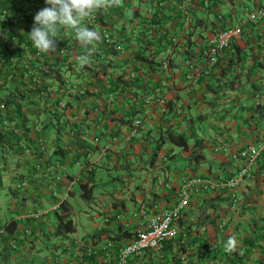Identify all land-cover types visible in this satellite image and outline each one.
Returning <instances> with one entry per match:
<instances>
[{
    "label": "crops",
    "instance_id": "obj_1",
    "mask_svg": "<svg viewBox=\"0 0 264 264\" xmlns=\"http://www.w3.org/2000/svg\"><path fill=\"white\" fill-rule=\"evenodd\" d=\"M227 1L220 5V11L231 7ZM232 1L233 5L241 6L240 0ZM252 1L256 3L257 0ZM263 1L259 0L260 4ZM133 11L137 15L136 10ZM207 13L208 20L215 17L214 13ZM177 22L175 20L174 25ZM157 38V31L154 30L143 38L139 36L132 39L133 46L129 45L127 52L110 56L111 66L106 73H95L93 69V79L89 81L86 97L78 102L72 95V104L67 109L53 113L44 120L43 150L38 149L33 135L26 141L33 150L28 155L23 151L22 144L17 142L16 135L0 133V154L6 155L10 151L16 159L12 169L7 170V164L5 171L0 169V188L6 187L4 193L8 196L0 201V225L6 226L0 235V264H64L67 260H75L76 264H114L117 250L129 237L124 234L113 239L107 233L120 230L125 221L131 223V213L145 207L146 203L155 204L158 209L172 207L176 202V187L187 176L207 177L211 175L210 171L215 170H225V174H231L238 169L240 160L229 159V154L240 144H252H244L252 136L241 134L245 128L242 119L249 113L247 109L251 108L252 111L257 102H264V94L259 97L258 94L253 95L255 91L250 87V81L257 82L258 76L264 73L255 70L248 80L243 76L238 81L235 77L234 87H230V79L233 77L226 70H216L211 67L212 64H203L199 71L188 77L180 57H175L170 68L164 69L157 81H151L158 87L151 95L163 96L165 103L172 99L171 105L169 101L166 105L145 103L143 95H135L128 85L123 89L119 82L133 76L135 70L144 71L147 63L137 58L133 61L130 58L132 49L155 52ZM239 44L240 63L248 67L252 64L249 54L253 45L247 39H242ZM144 79L147 80L146 77ZM259 80L264 85V79ZM8 86L12 88L13 84ZM49 87L60 95L56 83H50ZM32 97L39 100L36 91ZM12 99V105L19 101L14 94ZM29 109L31 112L36 111L34 106ZM193 110H198L197 115L205 113L203 120L206 123H199L198 128L203 131L201 134L207 144L215 143L216 147L209 146L196 164L193 160L188 161L186 154L169 142L161 146L157 156L154 150L157 149L160 131L167 126L176 131L184 130L189 125ZM224 111L226 116L223 118L221 116ZM12 113L16 114L18 110L14 107ZM233 113L238 116L241 132L235 122L238 119ZM138 115L142 125L134 130L133 121ZM227 115L230 116L229 120ZM256 128L264 129V124ZM168 148L171 150L169 154L166 153ZM161 174L164 175L162 180L158 177ZM253 176L244 180L237 191L244 195L252 194L256 178ZM23 179L25 183L21 184ZM67 179H71L72 184L64 191L62 185ZM81 183L93 185L88 200L82 197ZM258 188L263 189V186ZM96 189H99L98 193ZM84 201L88 204L84 205ZM90 201L99 207V210H93L98 212L102 226L93 231H90V226L88 229L85 226L83 235L72 234L76 233L73 215L78 217L82 210L87 217L85 225H99L95 223L92 209H84ZM128 202L135 204L132 212L127 211ZM34 203L48 207L49 212L39 221L18 219ZM222 211L217 226H204L199 233L191 229L190 245L186 246L187 252H184L186 257L197 248L198 237L211 238L222 246L234 238L237 248H241L239 238L253 229L260 215L247 204L244 207L233 206L232 202L226 203ZM68 218L75 227L74 231L55 233L58 221ZM11 220L17 221L16 226ZM13 238L16 246L9 245ZM49 238H56V243ZM39 242L51 248L50 260L45 258L48 256L42 252ZM57 245H60L59 249ZM256 253L253 257L257 256ZM163 254L162 249L144 250L131 255L127 264H157V259L166 261L170 258V254ZM193 264L207 263L195 255Z\"/></svg>",
    "mask_w": 264,
    "mask_h": 264
},
{
    "label": "built area",
    "instance_id": "obj_2",
    "mask_svg": "<svg viewBox=\"0 0 264 264\" xmlns=\"http://www.w3.org/2000/svg\"><path fill=\"white\" fill-rule=\"evenodd\" d=\"M146 0H122L119 7L110 8L107 11L101 10L94 13L91 18H86L83 23L87 27L96 24L95 30L100 32L101 43L95 45L91 56V66L80 67L76 57L86 54L87 50L80 51L75 39V33L61 27L57 40V50L55 53H40L29 38V33L34 23L35 14L44 7H48L45 0H0V45L12 50L9 56L5 57L0 52V85L7 83L18 77L24 85L36 91L38 99L33 98L35 91H24L25 98L21 101V106L17 114H13L14 107L0 101V133L16 135L17 142L23 146V151L30 155L33 153L31 147L26 143L27 139L33 135L34 141L39 150L44 149V120L53 113H60L70 105L72 95H84L88 92L89 81L94 67L99 62L108 61L114 52L109 49L118 50L116 54L127 52L128 43L126 36L131 39L147 35L152 31H157L155 21L148 22V30L145 31V20L142 17L146 14L149 17L157 16V0L152 2L148 8L144 4ZM161 3H165L162 1ZM182 12L184 14L183 28L179 34L169 38H163L160 42L164 49L160 60L163 69H169L171 61L175 59V50L186 47V40L181 38L182 32L192 27V15L190 14L188 2L182 0ZM147 5V4H146ZM129 7V9H127ZM245 8L244 17H235L232 25L226 29L217 30L209 39H201L197 48L201 50L198 56H184L180 58L183 62L186 76L191 77L193 73L199 71L203 64H213L217 61V56L223 47L228 46L232 37H239L243 24L246 21H255L264 16V1L258 8ZM136 10L139 18L129 21L130 13ZM207 12L213 10L208 9ZM106 18L105 23H101L99 16ZM216 17H222V11H218ZM114 21V30H111L110 23ZM175 22V20H174ZM143 26V28H142ZM115 28H121V34ZM196 29V28H195ZM114 32V33H113ZM125 37H124V36ZM144 35V36H145ZM143 36V37H144ZM6 81V82H5ZM50 83H56L59 96L54 88L51 90ZM153 94V93H151ZM151 94L144 96L145 103H165L163 96L154 97ZM27 95V97H26ZM111 95V93H110ZM36 101V102H34ZM30 106H34L36 111H30ZM142 125V119L138 115L134 121V130ZM25 134H28L25 135ZM264 150V140L258 143L243 146L233 154L235 159L240 160L238 169L230 176L211 177H186L176 188V202L170 208L158 209L153 204L150 207H140L132 213V222L125 221L123 224L130 228L131 238L125 242L116 252L114 264H127L128 259L133 254H138L147 249L158 248L164 238L174 233L171 221L184 209L189 201L191 189H196L199 185L212 189L217 186L229 188L232 193L233 206L238 205L240 193L238 186L249 176L251 168L257 156ZM39 167V165H38ZM25 183V179L21 184ZM72 184L71 179L63 183L64 191L68 190ZM49 212L48 207L36 204L26 208L20 218H30L39 221ZM5 231V227L0 225V235ZM10 246H16L15 239L9 241ZM64 264H76L75 260H67Z\"/></svg>",
    "mask_w": 264,
    "mask_h": 264
},
{
    "label": "trees",
    "instance_id": "obj_3",
    "mask_svg": "<svg viewBox=\"0 0 264 264\" xmlns=\"http://www.w3.org/2000/svg\"><path fill=\"white\" fill-rule=\"evenodd\" d=\"M165 1V3H161ZM188 2L189 11L192 15V27L194 29H187L182 32L181 38L186 40V47H181L180 49L175 50V57H184V56H198L201 54V50L197 48L196 45H199L201 39H209L211 38L217 30L226 29L232 25V22L235 17H244L242 14H245V6L251 8H258L262 4H260L259 0L254 3L250 0H240V5H233L234 2L232 0H228V4L231 5L228 9L226 8L222 11V17H215L212 20H208L207 11L208 9L213 10V13L216 14L220 11L218 8L221 4L226 3V0H186ZM170 2V3H169ZM182 0H157V16L149 17L148 15H144L142 20H145L146 26L144 27L145 31L148 30V22L155 21L157 24V37L162 40L163 38H169L172 35H177L183 28L184 22V14L182 12L181 7ZM147 4V5H146ZM152 2L146 0L144 4H142L145 8H148ZM260 4V5H259ZM233 5V6H232ZM259 5V6H258ZM258 6V7H257ZM228 7V6H227ZM240 11V12H238ZM101 23L106 22V18L101 14L99 16ZM139 18L138 15L134 11L130 13L129 21L133 22ZM174 20H177V25H174ZM114 21L110 23L111 30H114ZM264 16L256 19L255 21H246L241 29V33L239 37H232L230 39V43L228 46H225L221 49L220 55L217 56V61L212 64V68H216V70H226L229 74H232V79H230V87H234L235 77L238 81L241 80V77H245L247 80L249 79V75L251 72H263L264 73ZM96 24H93L90 28L95 30ZM143 28V26H142ZM118 30V33L122 30L121 28H115ZM114 33V32H113ZM100 34V32H99ZM145 34H143L144 36ZM124 36V35H123ZM126 36V35H125ZM124 36V37H125ZM141 36V38H143ZM127 40L131 41L130 36H126ZM137 38V37H136ZM157 38V51H145L141 48H133L131 59L136 61L134 58L138 60L145 61L147 63V67L144 68V71L135 70L134 75L123 79V81L119 82L120 86H130L135 95H143L142 100L145 98L144 96L154 93L156 89V85L152 84L151 81L156 80L161 76L163 72V68L160 66L159 58L162 55L164 46ZM242 39H247L251 42L250 45H253V49L250 51V58L252 59V64L248 67L240 63L241 58L239 56L240 53V41ZM135 42L139 40H134ZM160 42V43H159ZM101 41L98 42L100 44ZM133 46L132 43H128L126 47ZM78 49L80 51L87 50L83 45L78 44ZM109 51L116 53L118 50L109 49ZM0 52L5 57L9 56L12 50L4 48L0 45ZM157 54V55H156ZM174 57V58H175ZM111 58L107 62H99L97 67H94V72L98 73L101 71L102 73L107 72V68L111 66ZM239 71V72H238ZM235 72V74L233 73ZM146 77V81L145 78ZM125 78V77H124ZM260 78L264 79V75H259L257 82L250 81V87L252 86V90L255 92L253 95L258 94L257 96H262L264 94V85L259 82ZM6 82V81H5ZM13 84L11 88L8 85ZM121 87V88H122ZM158 88V87H157ZM30 90L35 91L32 88H28L24 85L18 77L13 78L8 81V84L0 85V101H4L5 104H11L14 97H17L19 101L12 105L19 109L21 106L22 99L25 98L24 91ZM9 91V92H8ZM158 91V90H157ZM121 92V89L118 90ZM27 97V95H26ZM76 100L82 101L86 95L78 96L75 94L73 96ZM177 97V96H176ZM172 100V99H171ZM171 100H167L169 105H171ZM165 103V105H166ZM72 103L69 102V105ZM164 105V104H163ZM247 109L249 113L243 117L242 124L245 126L243 129L244 132H241V127L239 123L238 116H236L235 122H237V126L239 127V131L241 134H249L252 137L244 144L248 143H258V141L264 140V129L256 128V126H260L261 123L264 124V102H257L255 107ZM164 110V109H163ZM226 111L222 113V116H226ZM14 114V113H13ZM17 114V113H16ZM231 115V116H233ZM58 116V115H57ZM199 116V115H198ZM228 116V120L230 116ZM232 126L234 124H231ZM199 122H190L187 128L181 131H176L171 127L167 126L164 130L160 131L157 138V145L154 150V153L158 154L161 152L160 148L163 146L165 142H169L179 147L180 152L186 154L188 157V161L193 160L196 164L198 159L203 158L204 152L209 146L216 147L215 143L207 144L205 138L201 133H203L200 128H198ZM199 129V130H198ZM263 135L260 137L259 135ZM260 138V139H259ZM167 147V146H166ZM243 145L240 144L233 152H230L229 159L236 160L233 156L235 152L241 149ZM165 149V148H164ZM169 149V148H168ZM171 150L169 149L166 153L169 154ZM264 150L260 152L257 156L254 165L251 168V172L249 176L245 178H251V175L254 174L256 177L254 180H261L262 183L256 182L254 183V190H259V185L264 183ZM241 163V162H240ZM226 164V163H225ZM223 165V168L225 166ZM239 167V166H238ZM222 168V167H221ZM213 172V173H212ZM211 175L207 177L215 178L217 176L228 177L231 174H225V170H215L210 171ZM195 175H190L187 177H194ZM199 177V176H196ZM206 177V176H204ZM203 177V178H204ZM186 178V177H185ZM199 178H202L201 176ZM179 186V185H178ZM177 186V187H178ZM81 187L83 189L82 197L84 200H88L91 197L93 185L87 186L85 183H81ZM176 187V188H177ZM240 193V202L243 201V194ZM247 196V194L245 195ZM232 193L231 189L224 187H215L212 189L204 188L199 185L196 189H191V195L188 201L187 206L181 210V212L171 221V227L174 228V233L164 238L161 241V245L157 249H162L164 251V256L170 254V258L166 261H159L157 259V264H193V257L198 255L200 259H203L207 264H264V212L260 213L257 216V221H255V225L253 229L247 233L242 238H239V242L241 243V248H237L234 252L228 253L225 250V246L220 245L219 243L210 240L207 237H198L196 249L192 252H189L190 256L186 257L184 252H187L186 246L190 245L189 236L192 234L191 229H193L194 233H199L200 229L207 225L217 226L218 220L222 214V210L226 203L232 202ZM152 205V203H151ZM244 207V205L242 206ZM251 208L255 212V208L251 205ZM222 211V212H221ZM13 225L16 226V220L10 221ZM122 225V224H121ZM2 226V225H1ZM5 230H6V226ZM187 228V231L185 229ZM75 227L71 222V219H60L56 225L55 233L62 232H70L74 231ZM101 230H98V232ZM97 232V231H96ZM126 235L131 238L132 232L130 228L125 225L121 226L120 230L115 231L112 234L107 233V236L113 239H117L118 236ZM195 240V239H194ZM148 250V249H147ZM254 252H257V256L253 257ZM186 254V253H185ZM254 258V259H253ZM154 264V263H153Z\"/></svg>",
    "mask_w": 264,
    "mask_h": 264
},
{
    "label": "clouds",
    "instance_id": "obj_4",
    "mask_svg": "<svg viewBox=\"0 0 264 264\" xmlns=\"http://www.w3.org/2000/svg\"><path fill=\"white\" fill-rule=\"evenodd\" d=\"M122 0H45L49 5L39 10L34 16V23L29 38L40 53L52 54L57 50V40L61 27L75 33V39L87 52L76 57L79 66H91V56L95 45L102 37L98 31L84 25L86 18L101 10L119 7ZM60 38V37H59ZM237 249V241L230 238L225 246L228 253Z\"/></svg>",
    "mask_w": 264,
    "mask_h": 264
},
{
    "label": "rangeland",
    "instance_id": "obj_5",
    "mask_svg": "<svg viewBox=\"0 0 264 264\" xmlns=\"http://www.w3.org/2000/svg\"><path fill=\"white\" fill-rule=\"evenodd\" d=\"M127 9H129V7L127 8ZM193 116H191V118H190V122H195V121H198L200 124L202 123V122H205V120H203V118L204 117H206V115H204L203 116V114H205V113H203V114H200L199 116L197 115L198 114V110H193ZM206 123V122H205ZM189 124V123H188ZM202 125V124H201ZM14 162H16V159H15V157H14V155L12 154V152H7V154L6 155H2V154H0V169L2 170V171H5L6 169L7 170H10V169H12V165L14 164ZM6 164L8 165L7 166V168L6 169H4L5 168V166H6ZM157 169H160L159 167H157ZM162 175V176H161ZM161 175H158V177L162 180L163 179V177H164V175L163 174H161ZM256 182H259V183H262V181L261 180H255ZM254 181V182H255ZM150 185H151V183H149ZM250 184V183H249ZM248 184H245V186L246 187H248L247 186ZM251 185V184H250ZM153 186V185H152ZM261 186H263V189L261 188V189H259V190H254L253 191V193L252 194H247V196H245L244 194H243V201H242V203L240 202V205L239 206H243V205H245V204H247L248 206H250L251 207V205L256 209L255 211H256V213H263L264 212V196H261L260 197V194H263L264 193V183L263 184H261ZM259 187H260V185H259ZM7 190V188L6 187H1L0 188V191H1V195H0V201H1V199H7L8 198V196H7V194H5L4 192ZM145 191H147L146 189H145ZM95 192H99V189H96V191ZM85 203H84V205L85 204H88L86 201H84ZM33 205H35V203L33 204ZM83 205V206H84ZM135 204H132L131 202H128V212H132L133 211V208L135 207L134 206ZM145 207H150V205H148L147 203L145 204ZM92 209V213L94 212V210H93V208L94 209H98L99 210V207H97V205L95 204V202L94 201H90L89 202V205H87L84 209ZM150 210H151V207L149 208ZM98 212H94V218H95V223H98L99 225H92V224H89V225H85V222H86V216L84 215V211L82 210L81 211V213L78 215V217L77 216H75V215H73V221H74V223H75V225H76V233H72V234H77V235H79V236H81V235H83L84 234V229H85V226H86V228L88 229L89 228V226H90V231H93V230H95V229H97V228H100L101 226H102V223H100V222H102L101 221V218H100V216L97 214ZM132 214V213H131ZM129 216V215H128ZM131 217V216H130ZM51 239V241L52 242H55L56 243V241H57V239L56 238H49V240ZM47 243L48 244H50L51 242L50 241H47ZM44 243H41V242H39V246L41 247V250H42V252H44V254H47V256L48 257H45V258H47V259H49L50 260V256H51V252H50V250L49 249H51L50 247H46L47 245H43ZM57 249H59L60 248V245H57V247H56ZM39 262V261H38ZM45 263V262H44ZM27 264H29V263H27Z\"/></svg>",
    "mask_w": 264,
    "mask_h": 264
}]
</instances>
